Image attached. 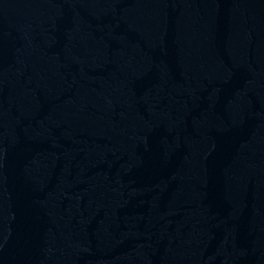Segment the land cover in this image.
Here are the masks:
<instances>
[{"label":"water","instance_id":"water-1","mask_svg":"<svg viewBox=\"0 0 264 264\" xmlns=\"http://www.w3.org/2000/svg\"><path fill=\"white\" fill-rule=\"evenodd\" d=\"M0 264H264V0H0Z\"/></svg>","mask_w":264,"mask_h":264}]
</instances>
